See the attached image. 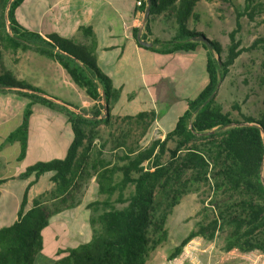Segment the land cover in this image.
I'll use <instances>...</instances> for the list:
<instances>
[{"label": "trees", "instance_id": "16d2710c", "mask_svg": "<svg viewBox=\"0 0 264 264\" xmlns=\"http://www.w3.org/2000/svg\"><path fill=\"white\" fill-rule=\"evenodd\" d=\"M23 1L0 0V51L3 47L14 51L31 49L59 62L72 80L95 101L92 107L82 108L18 79L8 71L0 73L2 92L14 91L29 100L21 123L6 138L8 143H20V160L27 151L35 104L68 117L73 140L66 155L38 161L22 169L18 175L23 179L35 175L37 179L45 172H55L52 180L56 187L50 192L51 198L65 203L75 186L77 172L87 158L86 153L80 155V149L85 146L88 129H94L100 123L109 124L112 118L110 103L119 92L114 88L111 77L98 65L97 42L91 26L79 27L80 32L91 38L89 43H80L55 32L44 36L18 22L16 10ZM140 1L137 9L143 13L150 5V16L145 24L148 32L151 31V18L158 15H164L175 27L172 38L154 39L153 46L147 48L171 54L203 47L207 51L208 82L193 99L188 100L187 109L164 139H156L149 147L139 151L129 148L119 157L121 162L100 164L101 169L96 171L97 188L99 194H105L106 198L90 200L85 206L91 239L75 247L60 249L53 264H146L151 251L167 234L164 226L169 210L188 191L191 180L210 182L208 174L213 164L215 169L220 166L216 188L229 186L244 194L245 198L236 205L225 207L217 219L201 224L198 230H191L175 247L171 257L180 254L195 235L208 234L213 238L219 221L232 226L227 238L228 250L239 247L242 250L257 248L264 252V98L257 112L245 111L241 102L237 101L233 109L239 112L240 119L224 112L216 101L220 82L229 73L230 66L244 51L254 49L260 50L263 56L254 77L264 95V37H258L250 46L244 47L236 36L240 18L247 15L253 19L263 7V0H245L244 9L236 10V28L230 33L231 43L223 61L220 59L223 55L219 42L211 40L209 45L203 39H197L206 37L205 33L196 29L201 21L196 11L198 0ZM191 22L196 25L192 27ZM138 30L135 29V36ZM215 53L221 57L215 56ZM248 98L249 94L245 99ZM125 118L136 120L145 133L156 115L154 111H144ZM170 140L176 142L174 149L168 148ZM182 150L183 154H179ZM167 151L172 160L163 164L161 158ZM145 161H149L151 167L144 168L142 164ZM187 170H192L193 175L184 178ZM2 182L4 179H0V184ZM46 195L43 193L35 197L32 206L27 209V190L17 220L0 228V264H34L35 255L43 249V229L64 208L56 206L51 209L44 200Z\"/></svg>", "mask_w": 264, "mask_h": 264}, {"label": "rangeland", "instance_id": "374dc122", "mask_svg": "<svg viewBox=\"0 0 264 264\" xmlns=\"http://www.w3.org/2000/svg\"><path fill=\"white\" fill-rule=\"evenodd\" d=\"M262 3L264 4V0ZM245 4V0L197 1L196 11L200 14L201 21L197 24L196 29L205 33L210 41L214 40L221 44L223 57L220 59L222 61L226 58L228 47L231 43L230 33L236 28V10L239 9L241 11L244 9ZM136 5L139 6L138 0H136ZM141 16L144 19L143 12ZM239 23L240 28L236 33V36L242 41L244 47L250 46L256 38L264 37V5L258 10L253 19H250L249 16L245 15L240 18ZM145 24H140V27H142V31L144 32V35L142 33L141 37L145 40L150 41L158 38L170 39V36L174 34V29L172 30L171 27H165L166 32L163 33L156 26L155 31L148 34L146 32ZM193 24L195 23L191 22L192 27H194ZM208 25L210 28L207 27ZM67 38H74V40L80 43L91 42V38L80 32L79 27L74 36ZM27 54L30 55L32 52L20 50L14 51L13 49L5 47L1 48L0 73L2 71H8L17 77L16 74L19 73H16V69H18L17 65L20 61L25 59L23 56H26ZM33 54L38 55L34 52ZM147 56V54H142L138 61L139 63H142V70L145 72L148 69V65L144 67L143 62L145 63V61L143 60H145ZM180 56L181 59H184L180 60ZM215 56L221 57V55H218L217 53H215ZM41 57L44 58L43 56ZM206 58V51L201 52L200 54L196 51H180L176 52L174 55H164L161 58L162 61L167 63L173 61V65L175 66L177 63L176 60L178 59L182 72L180 73V79L178 77V80H173V87L169 92L171 100L167 105V108L169 106L168 114L165 115V117L163 114L157 116V120H160L161 124L164 126H170L172 121L177 120L178 114L180 115L183 113L187 101L194 98L196 94V84L200 82L203 72L205 71L204 61H206ZM188 59L197 61L187 62ZM262 59L263 56L260 50L258 51L254 49L244 51L236 62L230 66L229 73L220 82L216 101L222 106L224 112L231 113V117L235 119L241 118L239 112L233 109V106L237 101L241 102L245 111L257 112L258 109L262 107L264 95L258 88L254 77L255 70H259V64ZM139 69L141 70L139 66H133L129 70L127 77L134 81L137 80V85L134 88L135 92H140L141 94L148 96L151 98V104H155V98L152 96V93L155 94L156 100L158 101L159 98L156 94V90L160 85L166 84L169 81V78L156 77L155 82L153 77H145V75L139 76ZM252 71L253 74L251 73ZM177 85L178 93H176ZM67 87L68 90L65 94L63 93L67 97L63 100L82 108H90L95 104L84 89L81 90L78 86L75 87L71 85H68ZM247 94H249V98L246 100L245 97ZM1 98L3 99L0 103L4 101L3 106L6 108L9 107V105L5 104L10 101L8 95L3 93ZM136 103H138V100L133 104L135 105ZM36 105L41 106L40 104ZM13 110L18 111V106L14 105ZM67 121L69 122V120ZM154 122L155 120L151 122L145 133H143L142 126L136 123V120L127 118L120 120L119 118L113 117L109 124L100 123L93 127L94 129H88V138L86 139L85 146L80 149V155L86 153L87 158L85 163L82 162V166L77 172L75 186L71 190L72 193L69 196V200L65 203L61 202L59 199L54 200L51 198L50 193L53 190L52 189L51 191H48L47 195L44 197L47 205L53 209L56 206H71L75 202H78L80 198H87V200L91 201L96 199L104 200L106 195L99 194L96 182V171L101 169L100 164L106 162L112 164L115 162H121L119 157L127 152L129 148L139 151L149 147L156 139H164L166 134L163 131L162 133L159 130H153V126L155 125ZM44 123L45 121L38 123L41 124L40 128L35 126L32 127L33 132L27 147L28 153L23 161L24 164L32 165L41 160H51L55 156L62 157L65 155L68 146H70L69 144L72 140V134L71 139L70 137H67L68 134H66L65 138L60 142V140L56 138V136H58L56 131L47 132L42 129ZM51 124H53V122ZM40 135L44 138V141L40 138ZM89 139H91V142ZM89 143L91 144L90 146ZM20 146V143H18V152L21 151ZM87 146H89V149H87ZM175 146L176 142L170 140L168 148L174 149ZM11 149L15 150L14 146L11 147ZM15 151L17 152V149ZM179 154H183V150L180 151ZM171 160L172 158L169 151H167L161 158L163 164H167ZM142 165L144 168L151 167L149 161L143 162ZM213 165L214 166L209 168L210 172L208 176L210 177V182H195L191 180L188 186V191L182 194L179 198V202L169 210L164 226L167 234L161 239V242L157 247L151 251L147 264H159L163 259L171 257L175 247L180 244L182 239L186 237L191 230H198L201 224L206 225L211 220L217 219L220 217L221 211L226 209L225 207L236 205L238 201L245 198L244 194L229 186H223L219 189L216 188V183L219 184L217 173L220 166L217 165L215 169V164ZM192 175V170H187L184 173V178L191 177ZM116 195L117 194L113 197L115 198ZM231 231L232 226L230 223L219 221L213 238L209 237L208 234L195 235L187 242L181 251V253L185 250L189 251V256L184 264H264V252L260 249L242 250L239 247H235L228 250L226 248L227 238ZM194 242H198L199 244L195 249H191L192 245L195 246L193 244Z\"/></svg>", "mask_w": 264, "mask_h": 264}, {"label": "crops", "instance_id": "0c3cea01", "mask_svg": "<svg viewBox=\"0 0 264 264\" xmlns=\"http://www.w3.org/2000/svg\"><path fill=\"white\" fill-rule=\"evenodd\" d=\"M141 14L142 12L137 9L136 0H24L16 10L17 20L24 28L38 31L44 36L55 32L64 37H72L76 34L80 25L91 26L97 42L98 65L102 71L111 77L114 88L119 92L118 97L110 103L111 116L122 120L128 115L135 116L140 112L154 111L156 119L153 130L163 131L166 134L175 127L177 120L172 121L170 126H164L160 120H157V116L163 114L165 117L168 114L169 106L167 108V105L171 100L169 92L173 87V80H178V77L180 79V73L182 72L178 59L176 60V66L173 65V61L167 63L161 59L164 55H174L176 52L171 54L159 53L141 46L137 36H135V29L140 30L142 28L140 24L143 23L144 19ZM155 26L163 33L166 32L165 27H171L172 30L174 29V34L170 38L175 35L173 23L167 20L164 15L151 18V31L146 30V32L148 34L152 33V31H155ZM142 33L144 34L143 31ZM161 39L163 40V38ZM18 50L32 52L30 55L23 56L25 59L17 65L16 73H19L16 76L18 79L38 86L62 100L67 97L64 94L68 90V85L78 86L59 62L31 49ZM195 51L200 54L206 50L200 46ZM33 52L38 55H34ZM142 54L148 55L143 60L145 61V63L143 62L144 67L148 65L146 72L142 70V63L138 62ZM179 59L183 60L184 58L181 59L180 56ZM190 61L196 62L197 60L188 59L187 62ZM206 61H204L205 71L202 78L196 84L195 96L208 82ZM135 65L141 68L138 71L139 76L153 77L154 80L156 77L169 78L166 84L160 85L156 90L159 102L153 93L155 104H151V98L148 96L134 91L137 80L134 81L128 78L127 75ZM3 93L0 90V101L3 99L1 98ZM176 93H178V85ZM5 94L8 95L10 101L5 103L9 105L7 108L3 106L4 101L0 103V179H4V182L0 184V228L9 226L17 220L18 211L27 190L28 202L26 207L28 209L32 206L35 197L56 187L55 182L52 180L55 173L53 171L45 172L37 179L35 175H31L26 179L18 177L19 172L29 166L23 163L28 150L25 157L20 160L19 142L8 143L6 138L21 123L23 110L29 100L14 91H8ZM137 100L138 103L134 105L133 103ZM92 102L95 103L94 100ZM187 103L183 112L188 107ZM14 105L18 106V111L13 110ZM180 115L178 114L177 119ZM67 120L68 117L65 114L44 105L37 106L35 104L30 119L28 144L33 132L32 127L40 128L41 124L38 123L41 121H45L42 129L47 132L56 131L58 134L56 138L60 142L66 134L70 139L72 134L73 140L71 123ZM52 122L53 124H51ZM40 138H42L41 135ZM42 140L44 141V138ZM13 146L15 150L17 149V152L11 149ZM62 157L55 156L54 158ZM89 201L87 198H80L73 206H65L52 217L50 225L43 229V249L35 255L34 264H53L58 258L57 253L60 249L75 247L91 239L92 231L89 217L85 215V206Z\"/></svg>", "mask_w": 264, "mask_h": 264}, {"label": "built area", "instance_id": "2783aa9c", "mask_svg": "<svg viewBox=\"0 0 264 264\" xmlns=\"http://www.w3.org/2000/svg\"><path fill=\"white\" fill-rule=\"evenodd\" d=\"M138 4H141V1L138 0ZM195 246H191V249H195V247H197V245L199 244L198 242H194L193 243ZM189 256V251L185 250L183 253H180L176 256L173 257H168L163 259L162 261L159 262V264H184L185 260L188 258Z\"/></svg>", "mask_w": 264, "mask_h": 264}, {"label": "water", "instance_id": "95a60500", "mask_svg": "<svg viewBox=\"0 0 264 264\" xmlns=\"http://www.w3.org/2000/svg\"><path fill=\"white\" fill-rule=\"evenodd\" d=\"M150 16V5L147 6V9H146V12L144 13V20H143V23H146L147 19L149 18ZM141 34H142V28L138 31L137 33V38H138V41L139 43L144 46V47H152L153 46V41H148V40H145L141 37ZM197 39H203L205 41L206 44H209L210 45V40L206 37H198Z\"/></svg>", "mask_w": 264, "mask_h": 264}]
</instances>
